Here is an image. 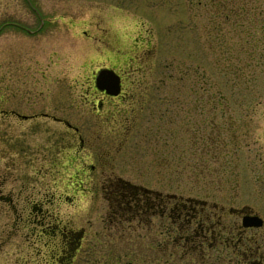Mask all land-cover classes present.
Returning <instances> with one entry per match:
<instances>
[{"label": "rangeland", "instance_id": "1", "mask_svg": "<svg viewBox=\"0 0 264 264\" xmlns=\"http://www.w3.org/2000/svg\"><path fill=\"white\" fill-rule=\"evenodd\" d=\"M204 2L0 0V112L8 111L16 84L21 96H36L45 111L77 125L85 141L81 147L51 121L16 124L0 115V264H126L139 240L110 228L103 190L110 183L204 200L228 232L241 224L230 209L247 208L264 219V74L246 85L225 73L204 34ZM103 34L109 49H137L139 41L153 50L154 66L174 69L169 162L157 158L155 136L145 135L155 129L154 102L144 105L121 151L122 136L112 132L118 123L101 127L93 115L89 86L97 69L109 65L95 43ZM242 62L236 55L230 61ZM14 137L19 146L26 141L25 154L13 147ZM71 229L79 236L74 250L62 241V231ZM244 234L254 238L257 258L263 256L264 230Z\"/></svg>", "mask_w": 264, "mask_h": 264}, {"label": "trees", "instance_id": "2", "mask_svg": "<svg viewBox=\"0 0 264 264\" xmlns=\"http://www.w3.org/2000/svg\"><path fill=\"white\" fill-rule=\"evenodd\" d=\"M201 4L197 0L196 6ZM204 4L209 14L204 34L209 49L219 52L220 63L226 64L225 73L246 85L256 82L257 73L264 74V21L260 22L264 0H205ZM233 55L240 56L243 65L230 63ZM208 92L209 100H215L217 94ZM109 193L110 228L126 239L139 240L129 250L126 264H264L255 254V240L238 227L231 236L222 216L200 200L176 197L171 207L151 190L142 187L136 192L121 183L111 186ZM156 217L161 219L157 228Z\"/></svg>", "mask_w": 264, "mask_h": 264}, {"label": "flooded vegetation", "instance_id": "3", "mask_svg": "<svg viewBox=\"0 0 264 264\" xmlns=\"http://www.w3.org/2000/svg\"><path fill=\"white\" fill-rule=\"evenodd\" d=\"M11 24L17 26L16 23ZM19 28H24L27 33H31V31L27 30L28 28L22 26H19ZM98 30L100 31L101 28H98ZM106 37L107 34H103L101 38L95 39V43L104 47L102 48V53L108 55L109 57V65L101 66L97 69V71L101 68L113 70L119 77L120 91L117 95L113 96L108 94L106 91L98 90L95 87V73L94 80H92V84L94 86H89V88L93 91V96L90 101L92 110L94 111L93 115L98 117V123L101 127H107L109 123L113 121L118 123L112 132H115L118 136H122V140L118 144V151H121L124 145L127 144L136 120L143 112L144 105L148 104L149 101L154 102L156 104L155 129L154 131H148L145 135L146 137L151 135L155 136L156 143L158 145L157 151L159 153L160 149L165 146H163V144H168V152H170V146L174 143V69H171V65H167L165 67L156 64L154 66V62H152L154 57L152 53L153 50L143 48L141 46L143 43L140 45L139 41L138 44L137 42L135 44L138 46L137 49H109L107 46H111L112 43L111 40ZM159 72H166L167 74H163L159 77ZM16 87V84L12 87V103L8 111L0 112V115H8L15 121L16 124L31 122L38 124L41 121L54 122L59 126L65 127L66 130L71 131L78 139L80 146L84 147L85 141L81 137L80 130L77 125L71 123L68 118L56 116L53 113L45 111V109L40 107L41 102L35 100L36 96H33L34 99L32 100L30 93H26L29 95V98H24L26 96H21L22 92H20ZM39 99L41 100V96H39ZM165 137L167 138L165 139ZM140 138L143 142V132L141 133ZM23 140L25 141V138H23ZM111 141L113 142L112 139ZM107 142L108 139L104 142L105 145ZM12 143L15 149L22 147L19 146L20 143L17 141V137H14ZM24 143L26 144V141ZM25 144L21 149H18V151L20 150L19 152L24 154ZM57 145H62L61 134L55 139V146L57 147ZM159 153L157 157H160ZM95 167L96 165L94 164L90 165V168L92 169ZM108 186L109 187L104 186L103 190L109 194V189L111 188L112 183ZM133 189L138 192V188ZM157 197H161L163 199L160 194H158ZM78 238L79 236L76 234L75 230L71 229L66 232L62 231V241L64 242L63 239H65L66 244L69 246V250H74L75 247H77L78 244L73 246L72 243L76 242L75 240ZM263 258L264 257L262 256L261 261H264Z\"/></svg>", "mask_w": 264, "mask_h": 264}, {"label": "water", "instance_id": "4", "mask_svg": "<svg viewBox=\"0 0 264 264\" xmlns=\"http://www.w3.org/2000/svg\"><path fill=\"white\" fill-rule=\"evenodd\" d=\"M114 76L115 74L112 71L109 70L100 71L96 79L97 87L101 90H106L108 93L112 95L117 94L118 92L116 91V84L113 83V80L111 81V79ZM263 224H264L263 220L257 215L245 214L242 217V226L245 228L261 227L263 226Z\"/></svg>", "mask_w": 264, "mask_h": 264}]
</instances>
